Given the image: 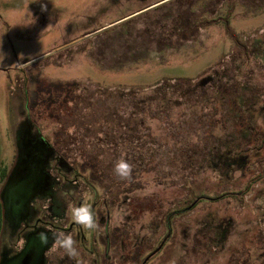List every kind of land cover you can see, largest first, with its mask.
<instances>
[{"label":"rangeland","instance_id":"obj_1","mask_svg":"<svg viewBox=\"0 0 264 264\" xmlns=\"http://www.w3.org/2000/svg\"><path fill=\"white\" fill-rule=\"evenodd\" d=\"M186 78L201 88L132 128V92L175 97L165 84ZM88 105L97 138L82 128ZM248 129L264 133V0H0L2 250L16 254L9 264L21 261L24 236L39 243L35 264H262L264 150L246 140ZM102 133L130 141L116 156L137 179L118 190H141L102 193L109 182L88 170L86 147L102 144ZM244 142L250 152L222 175L208 168L225 145ZM138 154L146 170L133 165ZM139 171L147 174L138 179ZM187 183L227 194L174 218L168 234L165 214ZM103 200L108 222L96 208ZM79 205L90 208L93 228L73 220ZM210 225L222 231L217 247ZM60 232L71 235L74 252L57 242Z\"/></svg>","mask_w":264,"mask_h":264},{"label":"trees","instance_id":"obj_2","mask_svg":"<svg viewBox=\"0 0 264 264\" xmlns=\"http://www.w3.org/2000/svg\"><path fill=\"white\" fill-rule=\"evenodd\" d=\"M176 26H177V23H176ZM165 86H167L168 88H171V89H175L173 91L174 93H172V96H175V97L164 98L163 100L156 98L154 100V99H152V97L149 94L145 95V94H142L138 91H134L131 93V94H134L133 95V98H134L133 103H134V106L136 108V113H135L134 117L132 118L133 120L131 119V125H132L133 129H135L136 131H141V129H144L146 127V125L148 124V121H149L148 120L149 114H150L149 112H151L152 108L153 109L159 108V107H162L163 105L165 106L167 104H168V106L171 105L172 108L175 106L180 107L181 103H179V101L177 100L178 97H182L184 95L192 94V93H194L193 89L198 90L201 88V87H198L199 86L198 84L192 85L191 81L187 78L186 79H177V80H175V82L173 84H170L169 81H167ZM183 86H185L184 89L181 88ZM224 89H226V87L224 85L219 84V83H218V85H216V88L214 89V83L212 84V90L214 92H217L216 94H222V96L226 97V93L224 92ZM144 90H146V89H144ZM114 94H117V93H114ZM110 95H113V94L110 93ZM227 96H229V95H227ZM172 98H175V99H173V101H172ZM212 101H213L212 98L207 99L208 103H210V102L212 103ZM235 101L237 102V98L235 100H233L232 102H235ZM141 105L143 108L141 107ZM201 105H199V108L202 107ZM89 107H90L89 105L86 106V109L84 111L85 114L81 118L83 121L82 128L85 130L84 132H86L88 134V136L91 135V138H92V136H95V138H97V133H96L97 131H94L95 130L94 126H97V125H96V122L90 118L89 113H90L91 109ZM69 114H70V112H69ZM88 115H89V117H88ZM72 118L75 119V117H72ZM134 119L135 120L138 119L137 124H135ZM109 125H112V123H109ZM248 131L250 134H248L246 136V138L248 137V139H246V140L248 142L253 141L254 143L255 142L259 143L260 144L259 146H261V149L264 150V133L257 132L255 130H252L250 132V129H248ZM102 134L105 135L102 144L97 145V143H96L97 139H94V141L91 139V140H89V144L86 146L87 150L90 154V157L88 158V161H87L88 170L90 171V173L94 172L95 174H97L96 176H103V179H105L109 182V184L107 185L108 188L106 186L107 190L102 191V193L106 192V197L110 198L113 194H116L117 196L118 195L119 196L120 195L126 196L127 194H129V192H132L134 190H136V191L141 190V188H136V187L132 188L131 190H127V192H123V193L118 190L122 186H126L129 188L130 184L132 182V179L133 178L137 179V176L135 174H132L133 177L132 176L131 177L124 176V177L116 178L118 176L114 172V164L116 163L117 160H120V158H118L119 156L118 157L116 156V154L118 152L117 146L118 147L120 145H121V147L129 146L130 145L129 139H124V137H121L122 141L118 142L119 143L118 144L115 141H113V142L108 141V139H107L108 134H106V133H102ZM242 134L243 133H241V135ZM54 144H57L55 140H54ZM247 145L245 142H244L245 147H241L240 143L234 144V145L232 143H230V145L229 144L225 145L223 148V151L221 153H219L218 155H216L213 158L208 159V161H209V167L208 168L213 170L214 168L216 169V167H217L218 175H222L224 168H226V167L229 168V167L233 166L234 162H236L237 159L240 158L239 157L240 154L245 153V152H250V149H248L249 146L247 147ZM136 148H138V147L136 146ZM141 148L142 147H140V149ZM57 154L59 156L58 152H56V155ZM145 157L146 156H142V155L138 154V156L133 158V160H136V163L133 165L138 169L144 168L146 170L148 161H145V159H146ZM230 160H231V162L229 163ZM182 161L183 162H190L191 159L187 158V160H181L180 161L179 158H177L176 160H174V162L177 165H179ZM225 165H227V166H225ZM72 166L73 165H70L69 167H72ZM67 167H68V165L65 166V164H64L63 168H67ZM73 169H75V168H73ZM85 170L87 171V168ZM139 172H141V175H140V177H138V179H140L141 176H143L144 174H147V171H139ZM5 175L6 174L4 172L2 175L3 179L5 178ZM89 175H91V174H89ZM2 182H3V180H2ZM116 182H118V188H117L118 191L117 192H116V190L113 191V189H111V188H113L112 186ZM187 184H188V189L187 188L183 189V186H182V190H186V194H185L184 198H181L182 200L179 201V203L177 205H175L176 207L175 206L169 207V210L165 214L167 224H165L166 222H164L163 226L164 225L167 226L166 229H167V231L169 230V232H167L168 234L169 233L171 234V232H172L171 228L173 227V219L174 218H177L180 215H185L187 213H191V212L195 211L196 209H198L199 204H201V203L213 205V204L225 199L226 194H227V193H224V194H221L218 196H211V195H208L206 192L201 191L200 188H194V186L190 183H187ZM0 194H1V189H0ZM94 197H95V195H94ZM109 200H107V201L103 200V203L99 204L96 207L99 211V216L102 215L103 217H106L105 222L109 221V218L107 217V213H106L107 210H110V203H108ZM113 203H114V201L112 200L111 204H113ZM3 207L4 206H2L1 197H0V264H2V262H3L4 253L6 254V259H8V260L16 255L15 254L13 256H10V254H9V256H7V254L9 252L2 250V241H3V238L5 237L4 236L5 231H4L3 223H2V219H1L2 213H3L2 212ZM170 223H171V225H170ZM210 227H211V230L213 232V241H211V242L215 241L217 243L220 239L222 231L220 229H218L217 226L210 225ZM214 227L216 229H213ZM166 229L164 227V231ZM10 231H11V233H13V232H15V229L10 228ZM164 234L166 235V233H164ZM11 238L14 239V234H11ZM8 239H9V241L12 240L10 238H8ZM105 240H106V236H105ZM163 244H162V246H163ZM215 245L217 247L218 243ZM152 250H153L151 252L152 254L150 253L151 255L148 256V259L151 256H153L154 253H157V251H158L156 249H152ZM148 259H147V261H148ZM242 263L243 264H252L250 262V260H248V259H245L244 261H242ZM262 264H264V260H263Z\"/></svg>","mask_w":264,"mask_h":264},{"label":"clouds","instance_id":"obj_3","mask_svg":"<svg viewBox=\"0 0 264 264\" xmlns=\"http://www.w3.org/2000/svg\"><path fill=\"white\" fill-rule=\"evenodd\" d=\"M43 10V5H41ZM114 172L117 176L124 177L130 172V165L124 160H117L114 164ZM73 220L77 224L83 225L85 228H93L95 226L93 213L87 205L74 206L71 210ZM42 241L46 242L47 237L43 233L40 234ZM57 242L62 245L69 253L74 252L72 245L74 243L70 234L60 232L56 237Z\"/></svg>","mask_w":264,"mask_h":264},{"label":"flooded vegetation","instance_id":"obj_4","mask_svg":"<svg viewBox=\"0 0 264 264\" xmlns=\"http://www.w3.org/2000/svg\"><path fill=\"white\" fill-rule=\"evenodd\" d=\"M8 175H6V179L8 178L7 177ZM6 179L5 181L3 182V185L1 186V194H0V197H2V194L4 195L5 194V191H6V188L4 187V184L6 182ZM11 202L10 200H8L7 202V206H5L6 208H8L9 206H11ZM10 208V207H9ZM8 208V209H9ZM26 234V233H24ZM25 237V240H24V244H23V247H22V250L21 251H24V254H23V257L21 258V261H19L18 264H23L22 263V260L24 257H27L28 258V264H35L36 262V259L39 257V260H40V253H39V250H40V247H39V243H30L29 241V237L28 236H24ZM23 237V238H24ZM20 253V252H19ZM18 254V253H17ZM44 255V254H43ZM42 255V256H43ZM30 256V257H29ZM41 256V257H42ZM12 259V258H11ZM6 260L5 261V264H9L10 260Z\"/></svg>","mask_w":264,"mask_h":264},{"label":"water","instance_id":"obj_5","mask_svg":"<svg viewBox=\"0 0 264 264\" xmlns=\"http://www.w3.org/2000/svg\"><path fill=\"white\" fill-rule=\"evenodd\" d=\"M30 257V256H29ZM22 263L23 264H28L29 262H28V258L27 257H24L23 258V260H22Z\"/></svg>","mask_w":264,"mask_h":264}]
</instances>
